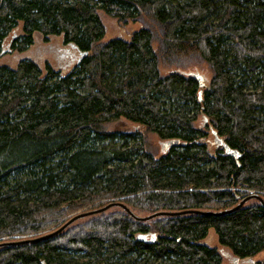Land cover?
Returning a JSON list of instances; mask_svg holds the SVG:
<instances>
[{
  "label": "trees",
  "instance_id": "16d2710c",
  "mask_svg": "<svg viewBox=\"0 0 264 264\" xmlns=\"http://www.w3.org/2000/svg\"><path fill=\"white\" fill-rule=\"evenodd\" d=\"M101 14L139 29L104 40ZM35 33L60 36L78 58L66 72L28 58L0 66V242L113 201L144 216L264 199V0H0V56L26 51ZM193 63L211 73L203 87L183 72ZM117 119L142 130L109 131ZM147 133L179 145L154 157ZM209 230L252 258L264 251V208L147 222L113 208L0 248V264H222L203 243Z\"/></svg>",
  "mask_w": 264,
  "mask_h": 264
},
{
  "label": "rangeland",
  "instance_id": "374dc122",
  "mask_svg": "<svg viewBox=\"0 0 264 264\" xmlns=\"http://www.w3.org/2000/svg\"><path fill=\"white\" fill-rule=\"evenodd\" d=\"M101 19L106 27V37L104 40H107L111 37H120L128 39L130 33L133 30L139 29L138 24L129 23L126 26L120 25L116 20L107 17L104 14H101ZM19 32L16 31L15 34ZM33 45L29 47L26 51L18 52H9L7 45L5 46V52L0 56V66L6 65L11 68H14L18 61L23 58H28L34 61L41 69L44 68L45 63L50 64L54 69L60 70L62 72L68 71L76 62L78 55L70 47L65 46L62 42L60 36H49L47 39H44L39 33L34 34ZM183 72L193 73L202 77L203 81L208 83L211 77V73L206 65L203 63L195 64L193 63L187 67ZM207 122L203 116H200L195 122V126L202 127ZM109 131L117 132H134L136 130L141 131L142 129L136 124L128 122L124 119H117L108 126ZM146 140L145 149L154 157H159L162 153L161 140L154 134L147 133L144 135ZM209 140H213V136L209 134ZM203 243L208 247L216 248L222 258V264H233V256L230 252L219 246L217 243L216 235L213 230H209L206 238L203 240ZM264 261V251L257 254L252 258H246L238 260L237 264H257V262Z\"/></svg>",
  "mask_w": 264,
  "mask_h": 264
},
{
  "label": "water",
  "instance_id": "95a60500",
  "mask_svg": "<svg viewBox=\"0 0 264 264\" xmlns=\"http://www.w3.org/2000/svg\"><path fill=\"white\" fill-rule=\"evenodd\" d=\"M194 77L199 81L200 87H203L204 83H203L202 77L197 75V74H194ZM199 96H200V93H199ZM212 135H213V140L211 141L212 145H214L217 148L223 149L225 154H227L228 156H231L235 160L239 159L240 155L237 151L231 150L214 131H212ZM177 145H179V140H169V141L161 142V147H162L163 152L168 150L169 148H171L173 146H177ZM250 201H257L264 208V199L259 194L252 193V192H250L245 197H243L234 206H232L228 209L216 211V212L215 211H202V210H184V211H179V212L158 211V212H154L152 214L141 216V215H138L135 212H133L125 204H123L121 202L113 201V202H109L106 205L101 206L99 208L86 210V211L74 214L73 216H71L68 220H66L58 228H56L53 231L48 232L46 234L40 235L38 237L31 238V239L17 240V241L0 242V248L8 247V246L21 245V244L35 243V242H39L42 240L53 238V237L59 235L60 233H62L64 230H66L69 226L74 224L76 221L90 217V216H93V215L105 213L108 210L113 209V208L121 209L123 212H125L134 221L147 222V221H150V220L157 218V217L181 216V215H187V214H198V215H202V216H206V215L224 216V215L231 214V213L238 211L240 208H242L244 205H246ZM138 238L141 239V238H143V236L138 237ZM149 238L151 240H153L154 234H150ZM232 261H233V264H237L238 258L233 257Z\"/></svg>",
  "mask_w": 264,
  "mask_h": 264
}]
</instances>
